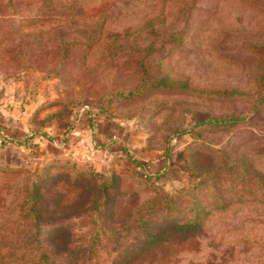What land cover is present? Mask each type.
I'll use <instances>...</instances> for the list:
<instances>
[{
	"label": "rangeland",
	"instance_id": "rangeland-1",
	"mask_svg": "<svg viewBox=\"0 0 264 264\" xmlns=\"http://www.w3.org/2000/svg\"><path fill=\"white\" fill-rule=\"evenodd\" d=\"M92 175L106 212L62 221L89 264L123 257L111 214L167 196L201 227L132 264H264V0H0V247L31 184L53 209Z\"/></svg>",
	"mask_w": 264,
	"mask_h": 264
},
{
	"label": "trees",
	"instance_id": "trees-1",
	"mask_svg": "<svg viewBox=\"0 0 264 264\" xmlns=\"http://www.w3.org/2000/svg\"><path fill=\"white\" fill-rule=\"evenodd\" d=\"M213 124L238 121L237 118L210 120ZM203 123L202 121L198 124ZM144 168L146 165L138 164ZM258 175V174H257ZM262 175V174H259ZM94 176L85 184L90 187L93 185L94 193L88 199L83 198V189L74 191L73 198L66 199L65 194L58 196V200L53 209L47 207L42 208L45 200L43 199L42 189L40 184H31V187L26 190L20 197L19 203L15 206L11 216L17 221L19 226L24 227L20 230L18 227H5L11 234L26 237V242L20 247L22 253H16V249L10 248V244L0 247V264H89L94 260L92 253V245L86 243L85 248L89 251L88 256L83 258L80 253L85 248L77 247L71 237V232L67 231L66 225L62 223L64 220H77L82 215H86L90 220H93V215H100L106 212V205L109 201L107 192L114 190L117 183L116 176L106 178V184H92L97 178L106 177V175ZM264 181V176L260 177ZM165 203L146 202L140 205L131 206L123 213L115 217V212L111 214V218H115L116 223L110 228V239H112L113 248L111 252L117 254L122 253L123 257L118 264H132L143 253L149 249L159 245L165 238V235L172 233L175 235H190L197 231L203 222L206 215L204 208L189 207L187 214L182 216L179 210L172 208L169 198ZM88 200L87 202L84 200ZM103 200L97 202L98 200ZM164 200L166 198L164 197ZM89 204V205H88ZM94 205L93 209L89 207ZM89 206V207H88ZM223 207V205H222ZM111 210V209H110ZM192 212V214H191ZM93 213V214H91ZM90 214V215H88ZM173 214L172 216H170ZM205 214V215H204ZM21 228V227H19ZM47 229L48 237L44 244L35 243L34 253L32 254L31 238L41 240V232ZM124 231V236H130L125 244L118 241L120 232ZM27 235H29L27 237ZM99 248L102 247L100 242H97ZM14 248V247H13ZM117 257L111 259L110 264H113Z\"/></svg>",
	"mask_w": 264,
	"mask_h": 264
}]
</instances>
